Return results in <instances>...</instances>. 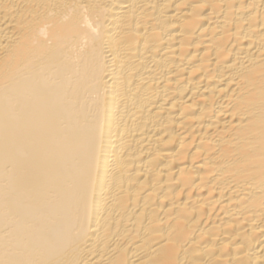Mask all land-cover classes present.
Here are the masks:
<instances>
[{
  "label": "bare ground",
  "instance_id": "obj_1",
  "mask_svg": "<svg viewBox=\"0 0 264 264\" xmlns=\"http://www.w3.org/2000/svg\"><path fill=\"white\" fill-rule=\"evenodd\" d=\"M0 264H264V0H0Z\"/></svg>",
  "mask_w": 264,
  "mask_h": 264
}]
</instances>
